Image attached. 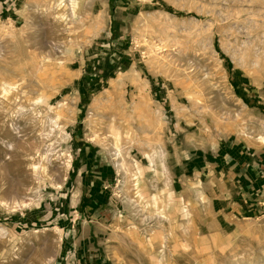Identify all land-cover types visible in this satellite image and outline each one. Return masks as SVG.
Here are the masks:
<instances>
[{
  "label": "rangeland",
  "instance_id": "obj_1",
  "mask_svg": "<svg viewBox=\"0 0 264 264\" xmlns=\"http://www.w3.org/2000/svg\"><path fill=\"white\" fill-rule=\"evenodd\" d=\"M0 264H264V0H0Z\"/></svg>",
  "mask_w": 264,
  "mask_h": 264
},
{
  "label": "crops",
  "instance_id": "obj_2",
  "mask_svg": "<svg viewBox=\"0 0 264 264\" xmlns=\"http://www.w3.org/2000/svg\"><path fill=\"white\" fill-rule=\"evenodd\" d=\"M81 173H82V174H81ZM89 173H94V172H92V171L90 170V171H86V174H84V172L81 170V171H80L81 176H80V174H77L76 182H77L78 184H79L80 182H82V183H84V184H83V186H84V185L86 184V181L89 180V179H91L90 181H95V180H97V178L94 177L93 174H92V176H91V175H89Z\"/></svg>",
  "mask_w": 264,
  "mask_h": 264
}]
</instances>
